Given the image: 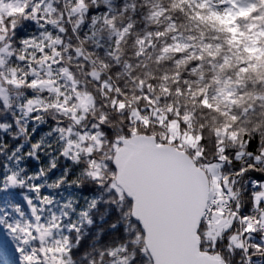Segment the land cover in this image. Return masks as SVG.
<instances>
[{"label":"trees","instance_id":"16d2710c","mask_svg":"<svg viewBox=\"0 0 264 264\" xmlns=\"http://www.w3.org/2000/svg\"><path fill=\"white\" fill-rule=\"evenodd\" d=\"M23 1L19 11L0 18V178L6 177L0 182L13 185L11 180L16 181L19 192L0 199V217L6 229L18 223L14 221L19 216L28 219V224L31 221L37 207L31 204L30 213L25 199L43 202V197L51 196L53 205L62 209L75 206L70 222L80 230L65 232L72 250L66 264H153L141 228L132 219V203L116 185L112 161L119 148L116 141L136 135L156 137L159 144L184 150L167 141L159 129L167 132L174 122L182 134L197 139L199 167L223 164L222 179L232 194L234 210L242 216H255V190L250 182L264 176V120L248 118L259 111L255 105L242 117L240 101H233V96L239 95L234 81L217 77L221 86L215 91L190 89L193 103L185 108L177 102L182 100V90L177 89L174 98L166 86L157 89L156 80L146 84L143 78L144 72H155L168 80L167 61L155 65L145 55L141 67L133 72L136 61L125 64L127 56L119 55L125 41H135L149 51L155 47L165 54L192 47L182 37L173 47L167 46L158 25L166 14L162 0ZM44 2H50L48 10ZM178 2L203 10L196 12L194 20L210 27L217 33L213 39L223 43L201 47L215 56L227 44L232 55L224 57L223 68L241 65L239 83L246 84L253 73L264 76V29L257 30L252 23L264 0H233L229 23L216 16L217 7L210 0ZM175 27L172 24L169 32ZM139 37L148 39L140 45ZM137 72L141 77L133 82L131 77ZM154 91L166 95L157 99ZM256 95L258 100L264 98L258 92ZM197 96L203 97L202 109L196 108ZM71 133L73 139L84 137L76 158L67 151ZM36 144L41 146L33 153ZM33 181L39 185L36 190H31ZM82 212L90 213L92 224L87 219L81 222ZM208 229L209 224H204L200 230L205 246L211 239ZM109 231L112 234L105 239ZM237 232L238 224H234L232 231L217 240L216 252L225 264H245L244 255L230 242ZM14 235L29 247L26 233L17 230ZM262 236L256 233L249 240L245 235L243 240L251 246ZM6 237L11 240V235L0 234V242ZM109 249L115 255L109 254ZM0 259L2 264H11L13 247L2 244ZM256 264H264V256L257 257Z\"/></svg>","mask_w":264,"mask_h":264},{"label":"water","instance_id":"95a60500","mask_svg":"<svg viewBox=\"0 0 264 264\" xmlns=\"http://www.w3.org/2000/svg\"><path fill=\"white\" fill-rule=\"evenodd\" d=\"M116 143L115 182L132 203L133 221L144 229L152 263L198 260L201 237L197 226L207 211L211 191L206 171L187 153L160 145L156 137L138 135Z\"/></svg>","mask_w":264,"mask_h":264},{"label":"clouds","instance_id":"9594fccd","mask_svg":"<svg viewBox=\"0 0 264 264\" xmlns=\"http://www.w3.org/2000/svg\"><path fill=\"white\" fill-rule=\"evenodd\" d=\"M162 3L166 14L163 19L158 21V25L159 30L165 36L167 46L169 48L173 47L178 42L177 38L182 37L184 42L190 43L192 47L183 52L165 54L153 47L151 41H149V47H153V51H149L148 47L141 48L135 41L132 44H128L125 41V47L119 53L121 57L127 56V59L124 61L125 64L135 60L136 65L132 68V71L136 72L141 67L142 56L146 55L147 60L152 61L155 65L160 64L162 60L167 61L169 69L167 73L168 80H163L162 76L158 77L155 72H144L143 78L146 84L156 80L155 88L157 89L161 86H166L171 90L174 98L176 97V90H182V100H178L177 102L182 103L185 108L193 103L192 98L189 96L190 89L195 91L204 88L215 91V89L221 86L217 83V77L221 81L231 79L234 81V88L239 90V95H234L233 101H240V115L243 117L244 112H247L248 109L253 108L255 105L259 111L255 113L254 117L250 116L248 118L264 120V98L258 100L256 95L258 92L260 97H264V76L253 73L251 76H248L246 84L239 83L238 70L241 65L223 68L224 57L232 55L227 44H224L223 50L215 56L209 54L201 47L206 44L223 43V41L213 39L217 33L213 32L210 27H205L199 21L194 20L196 12L203 10L193 9L191 6L185 7L178 0H162ZM259 14V12L256 13V15ZM172 24H176L175 30L169 32V27ZM262 27H264V21H258L257 30H260ZM145 39H148V37H139V44L142 45ZM161 43L164 42L161 41ZM138 52L140 55H137ZM193 53L196 54L195 58H193ZM200 56H203L202 60L199 58ZM185 60H187V63H184ZM141 72H143V69H141ZM141 72H137L136 76L131 77L133 82L141 77ZM129 75L131 74L129 73ZM137 87L139 86L137 85ZM229 91H234V89L230 88ZM154 94L157 99L166 95L158 91H154ZM202 99V96L195 98L197 109H202ZM102 152L103 149H101V159Z\"/></svg>","mask_w":264,"mask_h":264},{"label":"snow or ice","instance_id":"6c2138e0","mask_svg":"<svg viewBox=\"0 0 264 264\" xmlns=\"http://www.w3.org/2000/svg\"><path fill=\"white\" fill-rule=\"evenodd\" d=\"M40 146V144L33 145V153L38 152ZM22 147L23 146H21V150ZM225 155L227 156V152H225ZM217 160L219 161V157L217 158ZM39 171L42 173L43 169H40ZM236 171L239 172L240 169H237ZM3 179H6V177L0 178V181H2ZM255 179L257 181H261L264 180V176L256 177ZM229 183H231V181H229ZM110 187L112 186L110 185ZM38 188L39 185L33 181L31 190H36ZM219 188L221 194H227L228 190L227 188H225L223 182H220ZM112 191H116V188L112 187ZM16 195H19V192L16 190L15 185H7L0 182V199ZM211 195L213 197L216 196L215 187L212 188ZM54 203L55 201L51 196L43 197V206L40 200L32 201L31 203H29L27 199L24 200V204L28 206L30 213L32 211L31 204H35L37 207L36 215L33 216L31 221L29 222L28 231L31 232V235L33 237H36L41 241L45 239V236L40 235V233L47 234L49 229H51L52 232H55L62 226V223L58 224L57 221L62 222L63 214L61 216H57L54 212H50L47 217L40 215L41 211H48V209L52 208V205ZM218 208H221V204L214 200L212 212H216ZM261 208H264V200L260 201L257 210L259 211ZM237 215H239V213H237ZM37 216L39 217L38 222ZM85 219H87L88 224L93 223V221L90 219V213L82 212L81 222H83ZM240 222L245 235H247L249 240H252L254 239L255 234L259 230V228L261 226H264V213H262L261 216L255 220L247 215L240 216ZM208 223L211 225L210 231L208 233L211 239L207 243V246H205L203 242L198 245V251L196 252V255L199 257V259L192 262L174 261L173 264H223V257L216 252L217 237H222V234L225 231H229L232 227V224H235L236 221H225L221 218H211ZM31 225H36V227H31ZM40 225H43V228H40ZM202 226H204L203 220H201V224L197 226V236H200V228ZM114 228L115 226L113 225V229ZM79 230L80 229L78 225H74L72 228L73 232L78 233ZM15 231H17V229H15V227L11 225L6 229L3 223V217H0V234L7 233L12 237L10 241L5 239L3 242H0V246H2V244H7L8 246L13 247L14 259L12 260L11 264H32V257L29 253L28 247L26 246L27 242L22 241L21 239H17L14 235ZM141 231H144L143 227L141 228ZM111 234V231L106 232L104 234L105 239H107ZM232 240L234 242V250L239 251L244 255L245 264H256L257 257L264 256V240L257 241L251 246L242 243L237 237H232ZM230 247L232 246L230 245ZM57 249H63V251L60 252L61 256H63L64 252H67L69 256L71 255V247H66L63 244L58 243ZM46 251L47 249H42L37 253V255L41 258V264H45L42 257L46 253ZM146 251H148L150 254L149 249L146 248ZM109 254L115 255V252L109 249ZM153 264H157V261L154 260Z\"/></svg>","mask_w":264,"mask_h":264},{"label":"rangeland","instance_id":"374dc122","mask_svg":"<svg viewBox=\"0 0 264 264\" xmlns=\"http://www.w3.org/2000/svg\"><path fill=\"white\" fill-rule=\"evenodd\" d=\"M212 1L215 2L213 5L218 7V9L214 12L216 16H218L220 19L226 22L230 21L231 12H230V8H228V5L226 3L227 0H212ZM23 2H24L23 0H14L10 3H5L1 1L0 2V18L2 15L9 16V14H14L15 12L19 11L21 9ZM43 6L45 7V10H48L50 8V2H44ZM259 13L260 14L255 16V18L253 19L252 23L254 26H257L258 21H264V7H262V11H260ZM262 28L264 29V27ZM32 45H37V44L33 43ZM0 92H2L1 88H0ZM85 104L89 106V102L87 103L84 102V105ZM153 126H156V125H153ZM159 129L163 130V134H164L163 137L164 138L166 137V139L168 138L167 141L177 142L178 144L177 146L179 147L185 146L189 149H192L193 151H188V152L191 153V156L195 158L197 162L200 160L198 156L199 151L197 150L198 149L197 139H195L193 136L182 134L177 123L175 122L171 123L169 125V128H168L169 130L167 132L164 131L163 127H160ZM71 135H73V133L69 134L68 139L66 140L67 146H68L67 151L69 155L74 156L76 158L82 150V147L80 146V144L83 142L84 137L82 136L80 138L78 137V139L77 138L73 139V138H70ZM222 167H223V164L221 162L208 164L206 167L211 183L215 187L216 192L219 194V197H220L219 201L223 200V194L220 193V188H219L220 182H223ZM11 183L15 185L16 181L14 182L13 180H11ZM258 184L260 185V189L259 191H255L253 195L254 209H257L261 200H264V180L260 181ZM224 186L227 187V185L225 184ZM118 190L120 191V189ZM42 206H43V202H42ZM74 210H75V206L72 207L71 205L65 207L64 209L58 207V205H52V208L48 209V211H41L40 215H43L45 217H47L50 212H54L55 215L57 216H61L63 214L62 222L57 221L58 224L62 223V226L59 229H57L55 232H52L51 229H49L47 234L40 233V235L45 236V239L43 241L37 239L36 237H33L31 235V232L28 231V227H29V224L27 222L28 219L24 218V216H19L18 219H15L14 222H18V223L13 224L15 226V229H17L20 232H23L24 234L26 233L27 235L26 239L28 240V246H29L28 249L32 257V264H41V258L37 255V253L42 249H47L46 253L42 257L45 264H66L69 262V259L67 258V256H69L68 253L64 252L63 256H61L60 252L63 251V249H57V244L60 243V244L65 245L66 247H69L67 244V240H66L67 235L65 232L67 229H70V228L72 229V227L74 226V225H71L72 222H70V219H71L70 214L74 213L73 212ZM36 211L37 210H34L32 212L33 216L36 215ZM262 213H264V208H261L259 211L257 210L255 216L252 218L255 220L258 217H260ZM213 218H221L225 221L235 220V217L233 216H225V215H220V214H214ZM38 221H39V217L37 216V222ZM64 223H66L65 224L66 226L64 225ZM19 225H20V228H19ZM34 227H36V225H34ZM39 227L43 228V225H40ZM233 227H234V224H232V227L229 231H225V232L232 231ZM210 228H211V225L209 224L208 233L210 231ZM262 231H264V229L262 230V228L260 227L256 233H261ZM16 232L17 231H15V233ZM240 235L245 236V233L242 230V226L238 225V232L231 235L230 242L234 244L232 237H237L238 239H240ZM219 238L221 237H217V240ZM260 238L261 240H264V235ZM34 243L36 244L33 245ZM243 243L246 244L244 240H243ZM118 254H120V251H118Z\"/></svg>","mask_w":264,"mask_h":264},{"label":"built area","instance_id":"2783aa9c","mask_svg":"<svg viewBox=\"0 0 264 264\" xmlns=\"http://www.w3.org/2000/svg\"><path fill=\"white\" fill-rule=\"evenodd\" d=\"M230 199H231V197H230L229 194L224 195L222 202H219L215 197L212 196L208 212H207V214L205 216V220H209L211 214L213 213L212 212V208L214 206V200L221 204V208H218L216 212H220V213H223V214H233L234 211H233V209L231 207ZM237 216H238V218L240 220V216L239 215H237Z\"/></svg>","mask_w":264,"mask_h":264}]
</instances>
